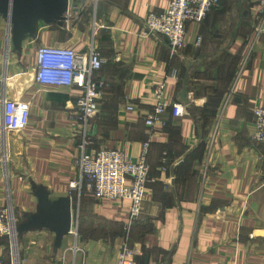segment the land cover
<instances>
[{"label": "crops", "instance_id": "0c3cea01", "mask_svg": "<svg viewBox=\"0 0 264 264\" xmlns=\"http://www.w3.org/2000/svg\"><path fill=\"white\" fill-rule=\"evenodd\" d=\"M168 5L71 0L64 24L40 23L13 58L0 16V206L11 203L18 223L35 213L39 200L31 179L52 200H73L72 231L61 247L47 228L19 233V264H118L125 242L137 250L138 264H264V145L253 140V111L264 106V34L254 26L258 0H226L202 22L189 23L187 46L175 54L167 38L145 26L150 13ZM93 44L102 53L99 76L107 83L90 126L95 144L137 159L151 142L152 180L134 221L131 201L83 198L71 188L80 177L83 127L68 115L81 91L34 79L40 46L88 53ZM173 69L177 78L170 76ZM162 83L165 125L152 129L145 118ZM4 89L32 103L22 131L3 129ZM11 252L0 238V256H11L12 263Z\"/></svg>", "mask_w": 264, "mask_h": 264}, {"label": "built area", "instance_id": "2783aa9c", "mask_svg": "<svg viewBox=\"0 0 264 264\" xmlns=\"http://www.w3.org/2000/svg\"><path fill=\"white\" fill-rule=\"evenodd\" d=\"M224 1L226 0H169V5L163 12H153L146 17V30L167 38L172 52L179 53L187 46L188 24L202 22ZM254 26L258 35L264 34V0H258ZM8 31L10 47V29ZM198 41L200 42L201 38ZM103 65L102 53L94 44L88 53L72 48L43 45L38 49L34 79L42 85L75 86L81 91L74 111L68 115L72 122L83 127L81 155L78 159L80 177L71 182V188L81 197L89 195L96 200L131 201L129 213L134 221L141 213L143 203L147 199L148 183L152 180L148 163L151 142L146 141L143 144L137 159L128 157L120 149L99 147L95 144L90 126L92 119L99 112V99L107 87L105 80L99 76ZM170 76L177 78L178 71L173 69ZM165 88V83L159 85L156 91V105L145 118L146 124L152 129L165 125ZM1 102L4 131L26 129L31 121V101L23 97H8L4 89ZM128 110L134 111V105H129ZM253 112V140L258 145H264V106H257ZM167 161L165 157L164 170H167ZM17 225L18 218L12 204L8 202L0 206V237H8L10 240L11 264H16ZM0 264H6L2 256ZM118 264H138L137 250L127 242L123 243L120 249Z\"/></svg>", "mask_w": 264, "mask_h": 264}, {"label": "water", "instance_id": "95a60500", "mask_svg": "<svg viewBox=\"0 0 264 264\" xmlns=\"http://www.w3.org/2000/svg\"><path fill=\"white\" fill-rule=\"evenodd\" d=\"M70 7L71 0H0V16L6 19L10 29V45L21 52L24 41L36 35L40 23L63 25L68 20ZM181 95L186 99V88ZM30 181L39 204L35 213L26 214L25 221L18 223L17 234L47 228L56 235L55 245L61 247L73 227L72 197L52 200L44 186Z\"/></svg>", "mask_w": 264, "mask_h": 264}, {"label": "trees", "instance_id": "16d2710c", "mask_svg": "<svg viewBox=\"0 0 264 264\" xmlns=\"http://www.w3.org/2000/svg\"><path fill=\"white\" fill-rule=\"evenodd\" d=\"M224 2H225V1H224ZM224 2H223V3H224ZM150 145H151V144H150ZM165 154H166V153L163 154V158H162V160H164L165 157L168 158V155H167V154L165 155ZM150 175H152V174H151V170H150ZM149 183H150V182H149ZM149 183H148V185H149ZM82 197H83V198H84V197H85V198H89V195H83ZM90 197H91V196H90ZM0 238H1V239L4 238V239H7V240H8V242H9V247H10V251H11V245H10V240H9V238H8V237H0ZM4 260H5V263H6V264H11V256H10V258H9L8 261H7L5 258H4Z\"/></svg>", "mask_w": 264, "mask_h": 264}, {"label": "rangeland", "instance_id": "374dc122", "mask_svg": "<svg viewBox=\"0 0 264 264\" xmlns=\"http://www.w3.org/2000/svg\"><path fill=\"white\" fill-rule=\"evenodd\" d=\"M14 53H15V51H14V48L12 47L11 50H10V52H9V55L13 58L14 55H15ZM15 253H16V256H17V257L15 258V259H16V260H15V263H16V264H19V262H18V261H19V260H18V252H15Z\"/></svg>", "mask_w": 264, "mask_h": 264}]
</instances>
